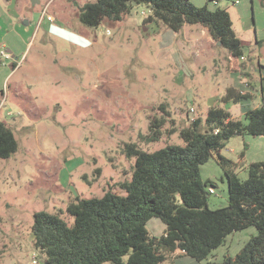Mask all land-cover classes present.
Instances as JSON below:
<instances>
[{
	"label": "rangeland",
	"instance_id": "obj_1",
	"mask_svg": "<svg viewBox=\"0 0 264 264\" xmlns=\"http://www.w3.org/2000/svg\"><path fill=\"white\" fill-rule=\"evenodd\" d=\"M91 1L0 0V120L18 141L17 151L0 161V264L43 263L32 231L37 211L59 213L72 225L67 207L77 196L100 197L109 190L125 195L120 182L132 178L136 159L127 154L128 144L146 151L184 144L180 129L205 118L214 105L243 118L240 103L223 100L235 82L256 93L255 102L261 100L257 65L264 64V0H192L229 11L245 50L234 67L229 51L203 26L173 31L148 21L145 3L134 4L121 20L86 26L81 8ZM50 22L89 41L79 46L54 35ZM151 115L164 119L157 141L143 138ZM221 153L247 178L248 165L264 160V136L235 135ZM201 177L215 184L209 206L227 205L224 167L210 158L201 165ZM147 228L159 237L166 225L153 217ZM256 232L252 226L232 233L208 259L235 255ZM160 264L199 263L178 251Z\"/></svg>",
	"mask_w": 264,
	"mask_h": 264
},
{
	"label": "trees",
	"instance_id": "obj_2",
	"mask_svg": "<svg viewBox=\"0 0 264 264\" xmlns=\"http://www.w3.org/2000/svg\"><path fill=\"white\" fill-rule=\"evenodd\" d=\"M139 3L150 7L148 21L161 22L173 31L185 24L203 26L229 51L232 67L244 56V43L229 11L197 6L192 0H95L81 8L80 21L97 27L105 18L121 20ZM258 72L260 104H254L256 93L249 89L243 93L238 82L223 96L226 102L241 104L243 118L214 105L205 118L196 117L180 129L184 144L155 151L128 144L127 154L136 159L132 178L120 182L125 195L109 190L100 197L77 196L67 207L74 216L72 225L59 213L37 211L32 231L36 248L45 256L42 264H160L167 253L178 251L199 264L204 260V264H264V160L251 162L247 178H241L234 170L236 163L221 153L235 135L264 136V64H259ZM163 123L162 117L151 115L143 138L159 140ZM17 149L13 130L0 120V161ZM210 158L224 167L228 179V203L217 208L209 206L214 182L201 177V165ZM153 217L166 225L159 237L147 228ZM252 226L256 234L235 255L208 259L229 235Z\"/></svg>",
	"mask_w": 264,
	"mask_h": 264
},
{
	"label": "clouds",
	"instance_id": "obj_3",
	"mask_svg": "<svg viewBox=\"0 0 264 264\" xmlns=\"http://www.w3.org/2000/svg\"><path fill=\"white\" fill-rule=\"evenodd\" d=\"M55 29L60 30L58 33ZM50 33H54V35H58L60 37L66 38L67 40L79 45L86 46V43L89 41L87 37L82 34H79L75 31H71V29H66L65 27L59 26L57 24L52 23L49 28Z\"/></svg>",
	"mask_w": 264,
	"mask_h": 264
},
{
	"label": "built area",
	"instance_id": "obj_4",
	"mask_svg": "<svg viewBox=\"0 0 264 264\" xmlns=\"http://www.w3.org/2000/svg\"><path fill=\"white\" fill-rule=\"evenodd\" d=\"M220 1H221V0H213L214 3H219ZM233 3H237V1H233ZM49 18H50V17H49ZM1 53H2L3 55L10 56L8 53L5 52V50H2ZM240 59H245V56H242ZM246 84H248V83H246ZM246 91H247V90H246ZM243 93H245V90H243ZM192 110H194V109L192 108ZM193 119H194V118H193ZM209 190H210V192H214V191H215L214 187H210Z\"/></svg>",
	"mask_w": 264,
	"mask_h": 264
},
{
	"label": "crops",
	"instance_id": "obj_5",
	"mask_svg": "<svg viewBox=\"0 0 264 264\" xmlns=\"http://www.w3.org/2000/svg\"><path fill=\"white\" fill-rule=\"evenodd\" d=\"M52 24V22H50L49 23V25H48V31H49V28H50V25ZM59 26H62L63 27V25H61V24H59ZM204 28V27H203ZM205 29V28H204ZM206 30V29H205ZM208 31V30H207ZM259 61V60H258ZM261 63V62H260ZM259 62H258V65H257V67L259 66V64H260ZM257 73H259L258 72V68H257ZM259 75V74H258ZM261 101V100H260ZM260 101L259 102H255V100H254V104H256V105H258V104H260Z\"/></svg>",
	"mask_w": 264,
	"mask_h": 264
},
{
	"label": "water",
	"instance_id": "obj_6",
	"mask_svg": "<svg viewBox=\"0 0 264 264\" xmlns=\"http://www.w3.org/2000/svg\"><path fill=\"white\" fill-rule=\"evenodd\" d=\"M218 44L220 45V42H218Z\"/></svg>",
	"mask_w": 264,
	"mask_h": 264
}]
</instances>
